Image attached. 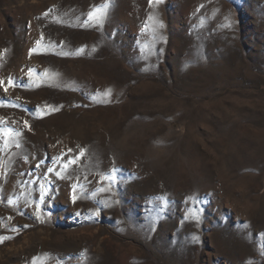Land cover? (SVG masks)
<instances>
[{
    "label": "rangeland",
    "instance_id": "374dc122",
    "mask_svg": "<svg viewBox=\"0 0 264 264\" xmlns=\"http://www.w3.org/2000/svg\"><path fill=\"white\" fill-rule=\"evenodd\" d=\"M0 81V264H264V0H0Z\"/></svg>",
    "mask_w": 264,
    "mask_h": 264
},
{
    "label": "snow or ice",
    "instance_id": "6c2138e0",
    "mask_svg": "<svg viewBox=\"0 0 264 264\" xmlns=\"http://www.w3.org/2000/svg\"><path fill=\"white\" fill-rule=\"evenodd\" d=\"M157 2H158V0H157ZM94 16H95L94 13H93V14H89V18H90V19L94 18ZM37 43L39 44V41H38ZM32 51H35V49H33ZM30 74H31V72H30ZM2 84H3V82L0 81V85H2ZM13 86H15V85H14L13 82L10 80V81L8 82V87H13ZM8 87H4V91H5V92L8 91ZM105 95H110V93H105ZM24 124H25V126H28V125H27V121H25ZM15 135H16V136H19L20 133L17 132V133H15ZM4 136L6 137V139H5V141H4V143H5V147H7V144H8L7 138L10 137V136H12V130H9L8 132H5V133H4ZM17 146H19V144H17ZM69 151H71V150H69ZM82 154H83V153L81 152V155H82ZM73 163H75V159H74V158H73V159H70L67 163H65V164H64V168L66 169V168L69 166V164H73ZM37 167H39V165H37ZM49 171H51V169H50ZM73 199L75 200V197H73ZM2 239H3V238H0V242H2ZM33 264H36V261H35V260L33 261Z\"/></svg>",
    "mask_w": 264,
    "mask_h": 264
}]
</instances>
